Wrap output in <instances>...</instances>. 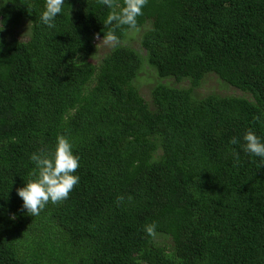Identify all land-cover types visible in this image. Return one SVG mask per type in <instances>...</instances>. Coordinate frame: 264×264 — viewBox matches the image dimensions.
<instances>
[{"label":"trees","instance_id":"trees-1","mask_svg":"<svg viewBox=\"0 0 264 264\" xmlns=\"http://www.w3.org/2000/svg\"><path fill=\"white\" fill-rule=\"evenodd\" d=\"M1 1L0 264H264V160L241 147L264 136V0H148L98 59L112 26L97 0H65L55 28L45 0ZM146 63L189 86L156 83L150 110L135 82ZM210 74L247 95L196 98ZM58 134L80 182L31 216L17 189Z\"/></svg>","mask_w":264,"mask_h":264},{"label":"clouds","instance_id":"clouds-1","mask_svg":"<svg viewBox=\"0 0 264 264\" xmlns=\"http://www.w3.org/2000/svg\"><path fill=\"white\" fill-rule=\"evenodd\" d=\"M97 3L110 10L104 24L112 27L105 33L103 40L115 44L118 41L115 29L122 26L136 28L138 17L143 15L148 0H97ZM64 5L65 0H45L40 16L41 22L48 28H55L56 19L62 14ZM98 39L100 37L96 36V40ZM150 103L149 109L153 110L154 103L152 104V101ZM257 119L260 120L261 117L258 116ZM242 140L241 144L240 137H232L229 143L241 144L246 153L264 160V136L248 130ZM233 155L235 160L239 161V152L233 151ZM30 159L35 165L31 173L32 179L26 182L24 187L17 189V194L22 198V208L31 216H38L49 202L56 204L68 199L74 186L79 184L80 176L76 174V170L80 167V156L74 152V145L69 137L58 134L53 149L41 148L33 152ZM128 199L132 198L128 197ZM123 200V196L117 198L118 203ZM156 230L155 222L144 228L150 236L155 235Z\"/></svg>","mask_w":264,"mask_h":264},{"label":"rangeland","instance_id":"rangeland-1","mask_svg":"<svg viewBox=\"0 0 264 264\" xmlns=\"http://www.w3.org/2000/svg\"><path fill=\"white\" fill-rule=\"evenodd\" d=\"M2 1L0 0V9H1ZM0 24H1V16H0ZM28 26L29 23L22 22L19 30L16 33L18 40H27L29 37L28 34ZM142 29L133 30L129 36L127 37V42L130 46L135 47L137 49L140 48V36L142 33ZM96 52L95 58L104 57L107 54L108 49L112 46V44L106 43L101 39L96 40ZM142 54L145 56L146 51L143 50ZM141 78L135 79L137 82V86L140 90V93L146 99L147 102H151V87H153L158 82H167L171 86L186 88L189 86V81L184 79L182 81H178L173 76H161L156 68L151 66L150 64H145L141 68ZM212 93H216L219 95H243V91L234 88L233 86L228 85L227 83L219 80L214 74H210L203 80L201 86L196 91V98H204ZM153 104V102H152ZM154 105V104H153ZM158 239L160 240V245L169 246V240L165 238L163 235H159Z\"/></svg>","mask_w":264,"mask_h":264}]
</instances>
